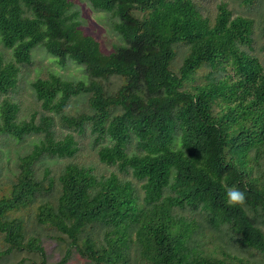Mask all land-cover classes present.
Segmentation results:
<instances>
[{"label":"trees","instance_id":"1","mask_svg":"<svg viewBox=\"0 0 264 264\" xmlns=\"http://www.w3.org/2000/svg\"><path fill=\"white\" fill-rule=\"evenodd\" d=\"M89 2L115 18L122 43L108 53L81 30L72 0H0V38L12 53L8 60L0 53V96L16 86L18 65L37 45L58 65L83 66L87 80L37 77L35 97L66 126L88 128L99 161L118 169L98 176L91 165L65 163L55 197L39 200L34 223L84 259L70 264H264V65L244 48L253 19L220 4L212 21L195 0ZM180 43L188 51L176 66ZM83 94L89 111L61 113ZM18 112L14 101L0 105V141L43 139L17 155L13 178L0 181V255L27 249L48 264L41 238L14 213L53 193L49 169L39 178L35 164L73 157L79 146L71 133L56 138L51 115L36 122ZM119 172L140 181L142 193ZM227 187L243 190L245 203L228 205ZM68 256L54 264H68Z\"/></svg>","mask_w":264,"mask_h":264},{"label":"rangeland","instance_id":"2","mask_svg":"<svg viewBox=\"0 0 264 264\" xmlns=\"http://www.w3.org/2000/svg\"><path fill=\"white\" fill-rule=\"evenodd\" d=\"M201 13L208 16L212 21L218 12L220 4H225L226 7L232 12V16L243 15L253 19V31L252 41L249 45H245L244 48L251 54H255L259 57L264 65V0H255L252 4H247L244 0H195ZM72 8L78 11L79 27L84 33L94 36L99 42L100 47L105 53L110 52L114 45L122 43L119 34L113 28V21L115 18L111 17V14L107 11L94 8L89 0H72ZM177 54L173 61L174 65L178 66L185 54L188 51L186 44L180 43L176 46ZM0 53L5 60L12 59L11 50L4 47L0 38ZM53 55L48 53L43 47L37 45L32 50V58L30 62L19 64V71L17 77L16 86L6 94L0 96V105L4 100L14 101L19 105L18 118L30 119L35 114L34 120L40 122L41 116L51 115L54 118L53 129L56 133V138H62L67 134H73L75 140L78 143L79 149L73 157L67 156H54L47 155L41 161L35 164V173L39 178L44 177V171L49 169V177L54 180L55 186L53 193L39 197L35 199L33 204L29 207V211L22 210L19 213H14V216H23L24 220L28 222L31 232L36 233L41 238V244L44 248V261L48 264H54L59 262L65 255L66 251H69L67 263H82L83 257L75 250L74 247L66 246L65 241L58 239L54 231L49 230L46 226L34 223L35 209L39 204L40 199L55 197L56 189L58 186L57 175L64 167V164L69 161L77 162L78 164L91 165L94 167L96 175H109L112 171H118L114 165H107L100 162L97 155V145L93 140V134L88 128L83 133H79L74 129L66 126L61 120L60 114L56 112L44 110L41 107L40 101L35 97L32 82L37 77L46 78L50 73H56L63 78L68 79H88V72L81 65L76 63H68L66 66L58 65L53 60ZM205 72L201 70L200 73ZM111 83L119 82V79L111 76ZM88 95H79L72 97L65 107L62 109V114L70 116L76 115L81 112L89 111ZM43 139V133L29 134L22 141L11 140L0 141V164L2 163V173L0 181H5V176L13 178L18 170L17 155H23L25 152L30 151L33 148V143L39 142ZM121 177L130 178L136 185L139 192L141 182L136 180L131 173L123 174L118 173ZM47 184V181H45ZM3 193L0 190V195ZM187 213V211H185ZM32 234V233H31ZM2 235L0 234V251L5 246L2 244ZM211 245H206V249ZM70 248V249H69ZM132 256L134 250H131ZM258 254H255L253 258L257 259ZM134 257V256H133ZM132 257V258H133ZM24 259V264H28V261L34 260L37 264H40L42 255L40 252L28 251L27 249L15 250L4 257L0 255V264H14L15 262Z\"/></svg>","mask_w":264,"mask_h":264},{"label":"clouds","instance_id":"3","mask_svg":"<svg viewBox=\"0 0 264 264\" xmlns=\"http://www.w3.org/2000/svg\"><path fill=\"white\" fill-rule=\"evenodd\" d=\"M245 192L238 187H227L226 189V202L228 205L236 206L245 203Z\"/></svg>","mask_w":264,"mask_h":264}]
</instances>
